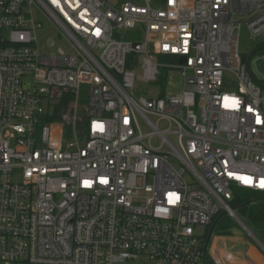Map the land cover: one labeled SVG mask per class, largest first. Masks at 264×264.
I'll return each mask as SVG.
<instances>
[{
    "label": "built area",
    "instance_id": "built-area-1",
    "mask_svg": "<svg viewBox=\"0 0 264 264\" xmlns=\"http://www.w3.org/2000/svg\"><path fill=\"white\" fill-rule=\"evenodd\" d=\"M243 29L264 45V0H0V264H208L235 189L264 193Z\"/></svg>",
    "mask_w": 264,
    "mask_h": 264
},
{
    "label": "trees",
    "instance_id": "trees-1",
    "mask_svg": "<svg viewBox=\"0 0 264 264\" xmlns=\"http://www.w3.org/2000/svg\"><path fill=\"white\" fill-rule=\"evenodd\" d=\"M262 54H264V47L258 50L257 52V55ZM243 58L244 60H247L248 56L243 55ZM167 75L168 69H161V75L157 81V84L161 86L159 97L165 96ZM73 100V95L69 93L65 94L59 101L57 109L67 110ZM84 103L85 101H82V104ZM230 205L232 208L237 209L238 214L246 220L248 227L264 243V193L244 188H236L234 199L230 202ZM236 225L237 223L233 222L231 216H227L226 212H222L217 216L214 223L207 228V233L205 235H208L209 230L212 226H214L213 233L222 235H233L232 229L235 228ZM207 262L208 264H213L211 259H208Z\"/></svg>",
    "mask_w": 264,
    "mask_h": 264
},
{
    "label": "rangeland",
    "instance_id": "rangeland-1",
    "mask_svg": "<svg viewBox=\"0 0 264 264\" xmlns=\"http://www.w3.org/2000/svg\"><path fill=\"white\" fill-rule=\"evenodd\" d=\"M110 3L113 4H120L121 2L125 1V0H108ZM135 2H139V0H132ZM39 17L41 18V20L43 21L44 27L41 31H39L38 37L41 41L42 44L45 43L47 37L52 36L58 39L57 42V47H61L63 49H67L68 48V44L65 40H61L58 37V30L55 27L54 24H52L48 19H46L45 17H43L42 15H39ZM127 39H130V37H126ZM257 43L254 41L249 40L246 29L242 30V37H241V45H240V52L245 56H248L257 48ZM260 47V46H259ZM262 56L263 60H264V54L262 55H257V53L251 58V63H250V69L253 72V74L255 75V77L261 81H264V76L262 75V73L258 70L257 66H256V59L258 57ZM150 87L149 84H145V83H138L137 86V91H141V89H148ZM184 87V78L183 75L179 72V71H174L173 73H171V79L169 80V83L167 84V88H166V93L167 94H177L179 92H181L183 90ZM156 95V94H155ZM146 129V127H145ZM235 210V212L237 213V215L239 216L240 220L242 222H244L247 226V222L244 218H242L239 214L236 208H233ZM227 213V212H226ZM227 216H231L233 219V222L237 223V225L235 226V228L232 229L233 235H239L240 238H245L247 240H250L252 243L256 242L253 240V238L251 236H248L246 229L244 228L243 225H241L239 223V221L232 216L229 212L227 213ZM222 235V234H220ZM215 237H217V234H213L209 243V247H208V252L211 254V256H213L212 254V250H213V246L215 243ZM230 240H229V236L226 237H221L217 243V247L218 249L221 251V253H224V251L226 249H229V247H231L230 245ZM210 256V259L212 261V263H214V260L212 259V257Z\"/></svg>",
    "mask_w": 264,
    "mask_h": 264
},
{
    "label": "crops",
    "instance_id": "crops-1",
    "mask_svg": "<svg viewBox=\"0 0 264 264\" xmlns=\"http://www.w3.org/2000/svg\"><path fill=\"white\" fill-rule=\"evenodd\" d=\"M213 234L216 233H212V235ZM226 236H229L231 247L226 249L224 253H221L217 247V243L221 237ZM212 254L214 257H219L221 255L223 256L224 254L231 255L232 259L227 264H264V249L257 245V243L255 244L250 240L240 238L239 235L217 234V237H215Z\"/></svg>",
    "mask_w": 264,
    "mask_h": 264
},
{
    "label": "water",
    "instance_id": "water-1",
    "mask_svg": "<svg viewBox=\"0 0 264 264\" xmlns=\"http://www.w3.org/2000/svg\"><path fill=\"white\" fill-rule=\"evenodd\" d=\"M52 43L53 42H51L50 44H52ZM263 47H264V45L258 47L253 53H251L249 55V57H248V65L250 64L251 58L258 52V50L262 49ZM256 66H257L258 70L262 73V75L264 76V60H263V58H259V59L256 60ZM236 216L238 217V215H236ZM241 223L244 225V227L247 229V231L254 237L256 242L258 244H260V246H262V248L264 249V243L259 239V237L244 222L241 221ZM213 229H214V226H212L210 228V230H209V235H208L206 247L208 246L209 240H210V238L212 236Z\"/></svg>",
    "mask_w": 264,
    "mask_h": 264
}]
</instances>
